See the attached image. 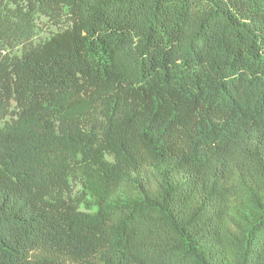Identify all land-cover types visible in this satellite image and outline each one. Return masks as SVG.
<instances>
[{"label": "trees", "instance_id": "16d2710c", "mask_svg": "<svg viewBox=\"0 0 264 264\" xmlns=\"http://www.w3.org/2000/svg\"><path fill=\"white\" fill-rule=\"evenodd\" d=\"M0 264H264V0H0Z\"/></svg>", "mask_w": 264, "mask_h": 264}, {"label": "rangeland", "instance_id": "374dc122", "mask_svg": "<svg viewBox=\"0 0 264 264\" xmlns=\"http://www.w3.org/2000/svg\"><path fill=\"white\" fill-rule=\"evenodd\" d=\"M14 5L9 4L8 7L13 8ZM25 10V9H24ZM58 11V10H57ZM68 22V19L64 12H57L56 15H53L51 11H37L33 14L31 18V23L29 25V38L33 42H39L47 38L51 33L59 30L64 27ZM20 37H16V40L12 44H7L3 48V52L6 53H18L21 48V43L19 41Z\"/></svg>", "mask_w": 264, "mask_h": 264}]
</instances>
